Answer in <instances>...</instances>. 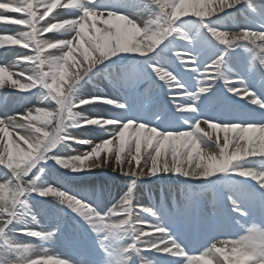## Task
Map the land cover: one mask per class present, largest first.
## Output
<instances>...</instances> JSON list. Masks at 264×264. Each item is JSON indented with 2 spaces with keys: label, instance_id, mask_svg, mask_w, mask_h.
I'll list each match as a JSON object with an SVG mask.
<instances>
[{
  "label": "snow or ice",
  "instance_id": "obj_1",
  "mask_svg": "<svg viewBox=\"0 0 264 264\" xmlns=\"http://www.w3.org/2000/svg\"><path fill=\"white\" fill-rule=\"evenodd\" d=\"M57 9L71 18L52 15ZM0 22L24 29L0 34V49L31 53L0 64V88L55 105L0 115V264H264V0H0ZM85 84L101 94L81 96ZM87 105L109 115L78 110ZM71 128L104 135L93 142ZM72 144L88 148L59 150ZM53 165L111 168L129 178L127 191L105 210L94 195L45 182ZM165 176L182 178V202L173 197L171 211L159 212L134 204L141 178ZM194 183L199 191L188 187ZM35 197L72 215L95 260L37 253L10 235L44 243L58 234L28 226L25 217L38 224ZM177 219L204 226L181 236ZM142 251L155 256L146 261Z\"/></svg>",
  "mask_w": 264,
  "mask_h": 264
},
{
  "label": "rangeland",
  "instance_id": "obj_2",
  "mask_svg": "<svg viewBox=\"0 0 264 264\" xmlns=\"http://www.w3.org/2000/svg\"><path fill=\"white\" fill-rule=\"evenodd\" d=\"M251 3H253L255 5V2L251 1ZM256 5H257V3H256ZM258 5H259V3H258ZM64 11L65 10L60 9L57 12H54L52 15H56L57 13H60L61 14V18H71L69 16L64 15ZM142 16H145L144 13H142ZM54 35H55V33H48V34H45L44 35V38L45 39H50V38H53ZM1 59L2 58L0 57V64H3V65H12L13 64V60L15 58L13 56H11V57L8 56L4 60H1ZM222 90H223V83L221 82L218 91H222ZM88 91H89V84H85L81 89H79V94L81 96H85V94H87ZM5 95H6V92L3 93V90H2V92H0V101L1 100H4L6 102H9L8 100H10V98H9L10 96L7 97ZM21 98H23V97H21ZM21 98H19L18 101L16 102V105L15 106L18 108V111L14 107V109H15L14 115L16 113H18V112L27 111L30 108H35V107H38V106H42L41 102L38 101V98H37L36 95H34L27 102L25 101L26 103ZM166 99H167V97H164L163 99H160V102L163 103ZM218 108H219L218 107V104H215L214 103L212 105L213 111L217 110ZM75 130H73L71 128V129H68V132H69L70 135L80 138L81 137V129L80 128H75ZM82 131H83V129H82ZM79 134H80V136H79ZM91 137H94L93 142L99 140V138H98V140L96 139L97 138V134H95V132H93L91 134ZM104 138H106V137H104ZM69 147L70 146H68V145H66V146H63L62 145V147L60 148V150L63 151V152H67V149ZM87 148H88V146L84 147V149H81L80 147H78V151L79 152H82L84 150H87ZM70 149H74V148L73 147H70ZM75 150H77V149H75ZM141 166H143V163L141 164ZM110 169L111 168L98 169V172L96 174H94L95 175L94 181H97V183H101L102 184L103 182H106L108 180L110 182L109 183L110 184V189L112 191H115V190L118 191L119 192V195H120V199H121L123 197L124 193L127 191V187H128V184H129V178L120 175L119 171L113 172ZM58 172L62 173V172H64V170L63 169H60ZM92 172H87V173H92ZM51 175H55V174H52L51 168L49 167L47 169V176H46V178H51ZM156 178L159 179V178H163V177H143V178H141L138 181V183L136 185V189H135V194H134L135 200L141 196L142 189H144V187H146L148 185V182L152 183V182L155 181ZM164 178H166V181H165L166 183L168 182V183L175 184L177 186H180L179 188L185 187V184L182 181V178L180 179V178H177L175 176H172V177L165 176ZM64 181H67V178H65ZM63 183H66V182H63ZM155 183L156 182H154V184ZM68 184H69V182H68ZM188 187L200 188V185L194 183L192 185H188ZM179 194H180V192H179ZM35 199L36 198H34L32 201H29V205L31 207V211L35 210L36 208L39 209V211H40L39 220H40V223L42 224V227L41 228H45V229H48V230H52L53 228H57L58 221L62 225H64L65 227H66V225H70V223H75V220L72 217H70V216H72L71 214H70V216H68L69 215L68 213H66V212H63L62 213V212H60V211L57 210L58 206L55 205V201H52V202L41 201V203L38 204V203H35ZM204 199H205L207 205H209V204L211 205V194L210 193H208L207 195H205ZM48 200H51V198L48 199ZM211 211H212V208H210L208 210H205V212H207V213H211ZM61 217H63V218H61ZM192 221L193 220L177 219L176 222L172 224V228L177 233H181L182 231L186 230V228L188 227V225ZM60 226L61 225L59 224V227ZM41 228H39V229L37 228L36 230H40ZM58 230L60 231V229H58ZM65 230H68L67 227H66ZM15 234L16 233H13V234H10V235H13L14 236ZM35 240H36V242H35ZM19 242L25 243L24 240L19 241ZM125 243H131L130 239L127 240V242H125ZM28 244H31L32 246L35 245L37 247L41 246V247H43V249L41 250V252L44 249H47V252L50 255H61L62 254L61 253V250H59L60 244L58 243L57 236H55L52 240H50L48 242H44V243H42L39 240H37V239L34 238V240L33 239L30 240V242H28ZM142 246L143 245H141V247ZM51 249H53L54 251L55 250H58V251L53 252V251H51ZM151 254L152 255H155L154 253H151ZM74 257L82 258L79 254L76 255V256H74ZM95 259L96 258H93L92 256L90 258H88V260H95ZM160 263H164V262L161 261ZM138 264H140V263H138Z\"/></svg>",
  "mask_w": 264,
  "mask_h": 264
},
{
  "label": "bare ground",
  "instance_id": "obj_3",
  "mask_svg": "<svg viewBox=\"0 0 264 264\" xmlns=\"http://www.w3.org/2000/svg\"><path fill=\"white\" fill-rule=\"evenodd\" d=\"M57 10H60V9H57ZM7 15H9L10 17L17 16L19 18V16L21 14L8 13ZM144 15H145L144 18H146V14H144ZM241 20L244 21V18L241 17ZM239 23H241V22L239 21ZM22 30H24L22 26L13 25V24H11L9 22H0V34L15 35L18 31H22ZM55 35H57V34H55ZM22 53L31 54L29 52V50L23 49L20 46H9V49L7 51H5L4 49H0V57L2 58L1 60L6 59V57H8V56L9 57L13 56L15 58L13 60V64L17 60L18 56L20 54H22ZM10 70L13 71V72L20 71L19 68H15V67L11 68ZM145 86H147V85H141L142 88L145 87ZM2 90H3V93L6 92V95L5 96H7V97L10 96L9 97L10 100H9V102H6L4 100H1L0 101V115H4V114L14 115V112H15L14 107L18 111V108L15 105H16V102L18 101L19 98L23 97L21 99L24 102L25 101L27 102L28 100H30L34 96L32 94H26V93L19 92V90H17V89H11V88L3 89V88H0V92H2ZM37 98H38V101H40L38 96H37ZM41 104H42V106L55 107L54 104L53 105H50V106L49 105H45L43 103H41ZM93 108L94 107H91V105H87V106L83 107L82 109H78V110L82 111L83 114L90 115V116H97V115H99V116H105V115H109L108 109L104 105H100V107H99V113H97V115H96V112H97L98 109H96V108L93 109ZM201 127L202 128H207L206 125H201ZM93 130L95 131V134H97V138L95 137L97 140H98V138L99 139L103 138V135L104 134H103V132L100 129L93 128ZM86 138H87V136L85 138H83V139H86ZM95 142H97V141H95ZM69 146H73V147L74 146H77L78 147L80 145L79 144H72V145H69ZM66 172H68V171H66ZM97 172H98V169L97 170H94L92 173H83V172L82 173H72V172H69V173L72 174L71 176L73 177L71 180L75 184H78L80 186L81 184L87 183L88 181L94 182V179H93L95 177L94 174H96ZM61 174H64V173H61ZM61 177H63V176L60 175V174L59 175H57V174L51 175V178H45V182H47V183H56V181H59V179ZM161 180L164 181L166 179L165 178H161ZM59 182L63 183V181H59ZM90 182H88L89 183L88 185H92V186H95L96 185V184L90 183ZM62 186L63 187H66L67 189H70V191L73 190L74 193L82 194V192H76V191H78V187H74L75 185L71 186V185L62 184ZM92 189H91V187L85 189V193H88L90 191L92 193H94V191ZM97 190L99 192L95 193V196H94L96 198V203L100 204V206L106 210L108 208V206L112 203V196H109V194H107V191L104 188L98 187ZM163 195H165V194H163ZM39 199H41V198L38 197V199H36V202L39 201ZM44 199H47V198H44ZM31 212H32V214H34L36 216V219L38 221V224L31 223V221L29 220L30 218L29 217H25V220L26 221H29L28 222V226L31 227V228H33L34 230H36L37 228L38 229L41 228L42 225H41L40 220L38 218L40 216V211L36 209L35 211H31ZM151 220L153 221V223H155V220L153 218H151ZM24 226L25 225L23 223L13 225L14 228H22ZM17 234H20V233L17 232ZM76 237L77 236L68 237V239H71L68 242H70V243H72L74 245L69 244L73 248H70L69 249L67 247V250H65V253H67V256H73L75 253H78L77 250H79V249H87L88 248L87 246H88L89 242H87L85 239H83L81 237L80 238L79 237L76 238ZM31 239H34V238L28 237L26 235H22V240H24L25 243L30 242ZM33 247H34V249L36 250L37 253H40L41 252V249H42L41 246L37 247V246L34 245ZM80 251H84V250H80ZM141 254H143V253L141 252ZM88 258L86 257L85 259H88ZM137 260L140 263V260L139 259H137Z\"/></svg>",
  "mask_w": 264,
  "mask_h": 264
}]
</instances>
